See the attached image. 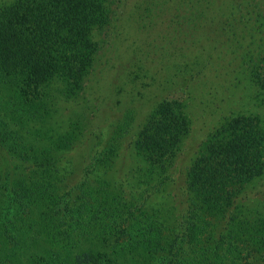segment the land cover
Instances as JSON below:
<instances>
[{
    "label": "trees",
    "instance_id": "trees-1",
    "mask_svg": "<svg viewBox=\"0 0 264 264\" xmlns=\"http://www.w3.org/2000/svg\"><path fill=\"white\" fill-rule=\"evenodd\" d=\"M119 2L5 4L0 9V103L9 101L7 93L47 119L46 112L58 103L81 97L102 51L95 34L113 24ZM260 26L264 37V22ZM251 77L264 99V55L251 67ZM186 107L184 101L162 99L136 135L135 153L149 164L139 177L147 186L155 178L165 183L189 135ZM11 147L18 152L16 143ZM44 159L35 162L41 171L35 173L39 188L33 194L16 199L3 192L0 232L8 255L0 264H264V201L252 217L240 201L246 190L264 181V119L237 114L213 131L187 172L188 206L181 216L138 205L115 191L112 181L97 177L83 182L79 196L85 201L74 207L78 197L59 189L63 178L56 174L57 162ZM20 207L22 212L14 211ZM9 215L17 222L15 233L1 222ZM23 231L39 240L27 261Z\"/></svg>",
    "mask_w": 264,
    "mask_h": 264
},
{
    "label": "rangeland",
    "instance_id": "rangeland-1",
    "mask_svg": "<svg viewBox=\"0 0 264 264\" xmlns=\"http://www.w3.org/2000/svg\"><path fill=\"white\" fill-rule=\"evenodd\" d=\"M12 1L0 0V9ZM119 1L113 24L95 34L102 51L81 97L58 103L47 119L7 93L9 101L0 103V211L5 190L17 199L39 188L36 163L45 156L44 163L57 162L61 193L78 197L74 207L85 201L79 196L83 182L97 177L112 181L115 191L138 205L181 216L188 206L187 172L213 131L237 114L264 119L263 94L251 77V67L264 55V0ZM164 98L184 101L190 131L165 183L155 178L147 186L139 177L149 164L136 155L134 140ZM106 154L115 160L111 169ZM240 201L245 214L255 216L262 209L264 181ZM12 218L1 222L15 233ZM4 236L0 232V258L8 255ZM24 238L28 258L39 240L34 233Z\"/></svg>",
    "mask_w": 264,
    "mask_h": 264
}]
</instances>
